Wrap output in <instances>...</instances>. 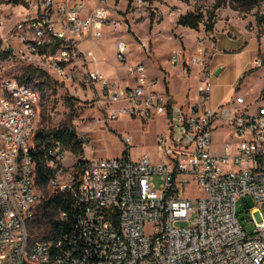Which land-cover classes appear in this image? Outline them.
I'll return each mask as SVG.
<instances>
[{
  "label": "built area",
  "instance_id": "obj_1",
  "mask_svg": "<svg viewBox=\"0 0 264 264\" xmlns=\"http://www.w3.org/2000/svg\"><path fill=\"white\" fill-rule=\"evenodd\" d=\"M115 1L9 2L20 8L19 18L9 38L0 39V51L37 59L61 79L94 87L100 125L123 116L143 123L166 118V131L155 138L157 156H133V136L121 133L122 155L85 156L82 164L76 159L66 165L73 153L54 141L48 188L73 196L70 210L61 211L71 227L57 240L33 238L29 222L39 194L31 134L41 90L31 82L1 80L0 264H264V212L251 210L250 234L237 212L240 196L264 200V102L236 92L211 104L212 34L198 35L192 52L178 48L168 55L169 65L195 79L192 101L177 102L164 82V90L157 89L159 79L142 62L128 66L131 82L110 79L94 66L96 51L83 42L122 26L123 17L113 16L120 8ZM5 5L0 0V17ZM115 50L126 64L124 38H116Z\"/></svg>",
  "mask_w": 264,
  "mask_h": 264
},
{
  "label": "rangeland",
  "instance_id": "obj_2",
  "mask_svg": "<svg viewBox=\"0 0 264 264\" xmlns=\"http://www.w3.org/2000/svg\"><path fill=\"white\" fill-rule=\"evenodd\" d=\"M5 2L3 16L0 17V39L9 38L8 29L19 18V7H11ZM139 6H133L131 0H117L114 5L119 9L113 16H122L123 23L117 30L107 28L101 38H89L83 42L84 48H93L99 59L94 66L106 71L110 79L125 84L132 81L128 66L136 62L146 65L149 74L156 76L160 84L157 89L164 90L165 83L169 93L177 102L194 99L195 79L186 78L178 68L169 65V53L182 48L185 53L192 52L196 47L198 35H214L216 48L212 54L214 91L218 97L231 98L236 92L245 94L250 102H264V31L258 33L256 11L264 13V4L251 10L234 9L230 0L215 10L216 23L214 29L206 30L209 11L217 0H143ZM17 2V1H16ZM18 5V4H17ZM188 11L201 12L204 20L197 29L179 25L180 14ZM122 37L128 43V60L121 64L116 57V38ZM252 59L249 69L242 78L239 70L243 64ZM260 60L258 64L256 61ZM38 67L39 71L29 82L41 90V100L38 116L31 134V143H36V135L40 130L74 128L76 132L86 137L84 156L115 157L124 152L121 133L133 136L132 154L137 156L149 151L157 156L159 146L155 144L156 134L165 132L167 120L156 117L143 123L140 119L123 116L109 125H100L96 117L100 114L99 97L95 88L88 89L84 85L77 86L68 79H61L56 71L37 59L9 53L0 57V81L14 78L21 81L23 75L31 68ZM221 67L219 73L216 69ZM191 87L190 89H188ZM190 91V95L186 94ZM78 157L70 155L65 164L70 165ZM39 207L43 198L51 190L48 187H38ZM194 192V191H193ZM259 206L264 212V200L256 201L251 195L240 196L237 201V212L247 233H252L254 223L250 212ZM38 211V210H37ZM44 226L32 223V237H42Z\"/></svg>",
  "mask_w": 264,
  "mask_h": 264
},
{
  "label": "trees",
  "instance_id": "obj_3",
  "mask_svg": "<svg viewBox=\"0 0 264 264\" xmlns=\"http://www.w3.org/2000/svg\"><path fill=\"white\" fill-rule=\"evenodd\" d=\"M227 0H217L213 8L208 13L206 30L214 29L216 23L215 10L226 3ZM230 4L237 10H251L254 7H259L264 4V0H230ZM256 24L258 33L264 31V13L256 11ZM204 20V15L201 12L188 11L180 14L177 23L190 28L197 29ZM7 51H0L1 56H7ZM46 74L42 68L31 67L22 77V82H29L35 73ZM264 90V89H263ZM56 140L68 148L76 157L77 164L84 163V137L80 136L74 128L48 129L40 130L36 135V143L31 146V153L36 163L35 184L38 187H48L49 180L53 174V168L48 164V148ZM73 201V196L70 193L48 192L43 198L39 207L36 206L35 214L29 222V230L32 223L38 227H43L44 236L33 238H47L57 240L64 232H67L71 227L70 218H62L61 211H69ZM38 210V211H37Z\"/></svg>",
  "mask_w": 264,
  "mask_h": 264
},
{
  "label": "crops",
  "instance_id": "obj_4",
  "mask_svg": "<svg viewBox=\"0 0 264 264\" xmlns=\"http://www.w3.org/2000/svg\"><path fill=\"white\" fill-rule=\"evenodd\" d=\"M252 62V59H249L245 64H243L239 70V77L242 78L244 76V73L246 70L249 69L250 63ZM100 70H102L104 73L106 71H104L100 66L98 67ZM216 72V71H215ZM106 74V73H105ZM228 98H224V97H218L214 91L213 88V92H212V98H211V104L216 105L217 103H219L222 100H226Z\"/></svg>",
  "mask_w": 264,
  "mask_h": 264
},
{
  "label": "water",
  "instance_id": "obj_5",
  "mask_svg": "<svg viewBox=\"0 0 264 264\" xmlns=\"http://www.w3.org/2000/svg\"><path fill=\"white\" fill-rule=\"evenodd\" d=\"M221 70V67L216 69V73H219V71Z\"/></svg>",
  "mask_w": 264,
  "mask_h": 264
}]
</instances>
